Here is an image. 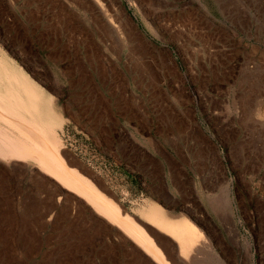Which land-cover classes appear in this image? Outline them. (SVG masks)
I'll list each match as a JSON object with an SVG mask.
<instances>
[{
    "label": "rangeland",
    "instance_id": "374dc122",
    "mask_svg": "<svg viewBox=\"0 0 264 264\" xmlns=\"http://www.w3.org/2000/svg\"><path fill=\"white\" fill-rule=\"evenodd\" d=\"M102 1L115 22L129 21L139 34L138 45L123 43L103 25L106 18L92 0H0V57L28 73L52 98L64 157L88 169L128 212L139 218L146 200L158 202L173 214L196 219L217 252L231 254L234 264H264V185L258 182L264 177V0ZM82 49L90 51L92 75L103 76L107 67L121 75L145 74L144 69L132 73L133 60H157L172 75L193 71L210 53L219 56L221 66L229 61L238 97L236 124L220 133L230 139L227 146L214 148L222 171L195 181L200 201L183 181L177 183L180 197L167 186L164 198L141 195L134 180L122 173L118 179L115 159L107 155L115 149L75 133L60 104L69 96L63 60L64 55L77 59L76 54L83 60ZM176 135L173 145L180 148ZM13 161L0 155V264H155L130 240L112 233L116 227L83 198L32 163ZM156 189L162 191L160 185ZM159 238L168 253L174 252L170 239Z\"/></svg>",
    "mask_w": 264,
    "mask_h": 264
},
{
    "label": "crops",
    "instance_id": "0c3cea01",
    "mask_svg": "<svg viewBox=\"0 0 264 264\" xmlns=\"http://www.w3.org/2000/svg\"><path fill=\"white\" fill-rule=\"evenodd\" d=\"M89 52L82 49L83 60L77 54V59L64 55L63 60L69 96L60 104L75 133L95 146L99 142L101 148L115 149L106 154L115 159L118 179L122 173L123 179L134 180L141 195L164 198L167 186L180 197L177 183L183 181L200 201L195 181L222 171L214 148L227 146L224 141L230 139L220 133L236 124L238 97L229 61L221 66L219 56L210 53L197 60L193 71L172 75L157 60H133L132 73L144 69L145 74L121 75L107 67L103 76L92 75ZM174 133H179L180 148L173 145Z\"/></svg>",
    "mask_w": 264,
    "mask_h": 264
},
{
    "label": "bare ground",
    "instance_id": "6f19581e",
    "mask_svg": "<svg viewBox=\"0 0 264 264\" xmlns=\"http://www.w3.org/2000/svg\"><path fill=\"white\" fill-rule=\"evenodd\" d=\"M92 1L97 6L98 15L103 14L106 18L103 25L112 27L123 43L132 45L139 34L130 27L129 21L119 19V23L115 22L102 0ZM114 11L118 10L114 8ZM51 99L44 96L40 84L28 73L17 68L6 58L0 57V155L2 157L25 164L30 162L33 166H37L41 173L49 174L61 183L63 190L66 189L83 198L84 203L86 201L102 218L116 227L112 233L121 241L130 240L155 264H205L204 262L210 259L214 260L208 264H234L231 254L225 252L220 255L217 252L214 240L201 228L202 226L200 227L196 219L184 213L173 214L158 202L150 200H146L141 205L138 218L128 212L117 198L90 174L88 169L74 163V160L66 159L61 153L63 150L56 129L60 124L53 112ZM70 164L78 167H72ZM50 218L49 220H52V217ZM161 236L171 240L174 252H167L163 241L159 238Z\"/></svg>",
    "mask_w": 264,
    "mask_h": 264
},
{
    "label": "built area",
    "instance_id": "2783aa9c",
    "mask_svg": "<svg viewBox=\"0 0 264 264\" xmlns=\"http://www.w3.org/2000/svg\"><path fill=\"white\" fill-rule=\"evenodd\" d=\"M258 182H260L264 185V177H258Z\"/></svg>",
    "mask_w": 264,
    "mask_h": 264
}]
</instances>
